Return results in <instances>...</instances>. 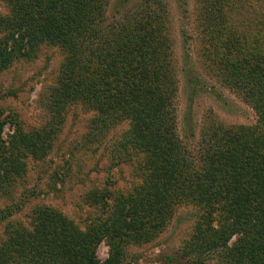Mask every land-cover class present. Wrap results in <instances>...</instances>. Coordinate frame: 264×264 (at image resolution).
<instances>
[{"label":"rangeland","instance_id":"1","mask_svg":"<svg viewBox=\"0 0 264 264\" xmlns=\"http://www.w3.org/2000/svg\"><path fill=\"white\" fill-rule=\"evenodd\" d=\"M202 7L201 0H93L81 28L82 52L73 50L75 57L82 56L80 66L76 61L72 70L90 78L68 100L63 93L72 48L58 37L41 33L32 36L33 42L24 37L9 62L0 63V122L4 123L0 136L5 145L10 147L18 130L39 144L44 142L43 131L52 135L46 153L37 150L33 141L26 146V154L18 159L22 175L0 178V250L13 255L10 245L19 246L20 260H27L32 245L24 235L35 228L42 233L45 225L58 220L49 217L39 223L40 212L47 209L66 217L81 234L91 235L99 224L102 234L84 246L97 262H73V258L71 264H264L255 262L251 253L237 255L240 247L236 248L244 236L236 224L249 229L259 223V215L246 212L238 223L224 222L220 210L208 207L211 197L205 174L212 162L209 157L216 156L225 162L231 158L221 164L224 168L237 162L252 178L259 174L264 178V164L259 162L264 149L252 148L254 130L264 126V68L249 64L233 68L235 62L227 60L231 49L227 44L234 39L243 44L246 55H264V0H210L201 15ZM13 14L10 2L0 0V50L16 44L8 35L15 38L18 33L8 24L2 26L3 16ZM77 18L61 19L59 28L71 34ZM100 52L106 57L103 64L95 59ZM118 70L124 83L112 88ZM150 84L160 87L172 107L169 117L175 140L169 148H159L156 138L149 137L152 129L147 123L156 114L157 101L144 93ZM101 116L110 121L109 127L102 124ZM252 162L257 168L250 166ZM189 163L195 167L191 180H179V164L189 172ZM186 189L197 194L190 199ZM128 194L134 199L154 195L169 202L171 210L161 217L163 225L152 238L118 240L115 252L101 231L102 223ZM203 214L213 216L210 226L216 236L230 227L227 245L219 239L217 249L181 256ZM194 256L203 262H190ZM260 258L264 260V252ZM9 263L29 264L0 262Z\"/></svg>","mask_w":264,"mask_h":264},{"label":"trees","instance_id":"2","mask_svg":"<svg viewBox=\"0 0 264 264\" xmlns=\"http://www.w3.org/2000/svg\"><path fill=\"white\" fill-rule=\"evenodd\" d=\"M62 1L65 4L64 6H61ZM92 1L93 0H8L15 14H13L11 18L3 16L2 26L3 29H5L6 24H8L10 28H13L14 33H18V37L14 38L12 35H8L16 44H12L14 46L12 47L11 45L10 48L9 46L1 48L0 57H2L1 59L3 60H1L0 63L2 62L6 65L9 62L11 54L15 52L16 45H19V42H23L24 37L29 38L31 42L34 40L32 37L33 35L40 36L41 33L43 36L46 35L47 38L58 37L60 41L72 48L73 60L70 66V76L65 82L63 93L64 98L68 100V96H72L73 93L79 91L78 87L81 86V82H85L86 79L90 78H87L85 74L80 72L75 74L72 70L75 68L76 61L78 64V61H80L82 57L80 55L75 57L74 54L82 52L81 44L83 42V32L81 28L83 26L84 15L87 14L86 16H88L90 7L92 9ZM201 4L203 5L201 15H203L204 10H207L210 5V0H201ZM71 15L78 17L77 21L79 22L70 34L69 31L65 32L59 28V21L61 19L66 21L71 18ZM150 15L151 12L148 10V16ZM203 18L204 17L201 19ZM29 27L30 29L28 30ZM227 45L229 46L228 49L231 48L228 50L230 56L227 57V60L230 59L231 62H235L231 64L233 68H239L242 64H249L253 67L256 65L264 68V55H246L243 49L244 46L239 39L229 41ZM73 50L75 51L74 54ZM97 57L98 58L95 59H99L102 64L106 62V57L102 52H100V54L98 53ZM78 65L80 66V64ZM89 69H92L91 66H89ZM94 73H96V71ZM119 73L122 72L118 70V73H113L114 80L111 81L112 88L118 87V82L120 84L124 83V81H120L123 80V76H119ZM89 74L91 73L89 72ZM97 74L98 73H96V75ZM137 85L142 91L141 83L138 82ZM134 89H136V86ZM157 91H160L158 95H156ZM145 92L151 95V99L154 100L155 97L157 98L155 104L156 114H153V117H151L149 123H147L148 130L152 129L149 137L156 138L154 141L160 144L159 148H169L168 143H172L175 140L173 124L171 125V116L169 117V115L172 114V107L169 106L170 103L166 101L167 96L163 91L161 92L158 85L150 84L144 93ZM101 121L105 127H109L110 121L103 120L102 116ZM3 124V122H0V130ZM132 129H134L133 126ZM132 129L128 134L130 135L132 132L131 138L135 134ZM43 134H45L42 138L44 142L39 144L37 141L35 142V140L25 136L26 133H24V131L18 130L12 135L10 147L5 145L4 140L0 136V178L8 179L10 176L22 175L21 169L23 166L19 163L18 159L26 154V146L33 145V142L38 145V148H36L37 150H44L45 153L48 151L49 147L52 145V139L50 137L52 135H49L47 129L43 131ZM252 136L256 139L255 145L253 144L252 148L263 150L264 126H257ZM126 140L131 142L130 138H126ZM5 148L9 151L11 150L10 153L14 155H5ZM208 152L207 149L206 153ZM180 155L181 152L179 150V156ZM209 158H211L212 162L206 167L208 169H206L205 173L207 179L206 186L208 187L207 191L211 197V204L208 207L212 210H220L224 222L229 220V224L233 222L238 223L237 220H240V217L246 212L251 213L254 217H258L259 215V223L249 229L242 228L240 223L236 224L238 230L244 234V236L242 235L243 237H241L243 238L242 242H239L236 248L240 247V252L237 253V255L241 256L251 253L253 254L251 258L257 257L255 262H264V260L260 258L262 257V252H264V216H262L264 215L263 176L259 174L257 179L252 178L250 176V171L248 169H243L242 171L237 162L233 166L228 165L224 168L221 164L225 163L226 165L231 158L226 162L222 157L211 156ZM165 162L168 161L166 160ZM259 162L260 164H264V156L262 154L259 156ZM250 166L252 168H257L254 162H252ZM187 168L190 169L189 172L183 171L179 164V180L190 179L191 170H195V167H193V164H190ZM149 177H151V175ZM257 182H261L263 188H260ZM135 190L136 188L133 189V191ZM186 190V196L190 199L194 198V195L197 194L196 192H192L191 189ZM129 194L118 200L119 202H117V205H114L109 218L102 223L101 231L104 232V236L107 237L111 248H115V252L119 250L117 244L118 240H122L126 243L129 241L134 242L135 240L139 242L147 241L150 237L152 238L163 225L161 217L162 219L165 218L171 210L169 202H161L164 201V199L157 198L154 195L151 196V199L148 196H140L139 199H134L135 195ZM254 196L256 197L253 198ZM258 196L259 200L257 201ZM226 212L228 213L226 214ZM49 217L58 220L52 226L45 225L44 229H47L42 233L39 232L38 228H35V232H27L24 235L26 243L32 245L29 252H26L27 260H20L21 256L18 255V252L22 255L23 250H20L19 246L10 245L13 255L8 254L6 250H0V262L23 261L29 264H45V262L71 264L73 258H75L73 262H80L79 259H81V262H97L92 252L87 251L88 249L84 248V246H86L87 242L94 241L96 239L95 236L102 234L97 230L99 224H95L94 227L97 228L91 232V235L89 232H87L88 234H81L77 229L71 228L72 224L66 217L55 212L53 213V211L47 209H43L40 212L39 223ZM206 217L207 215L204 214L198 217L195 224V234L190 242H185L182 251L183 254H181V256H185V253L187 254L192 250L199 251L202 249L204 252H207L217 249L216 244L219 239L220 242L222 241V246L227 245V231L231 230L230 227H226L227 229L225 228V230L223 227L220 230V235L216 236L217 234L210 226L213 216L211 217V215H208L207 219ZM65 221L66 224L64 226ZM72 232H74L75 235L70 239L69 235ZM253 233H256L255 236H250L251 240L247 239L248 235ZM253 241L255 243H253ZM70 253L72 256H69ZM76 258L78 259L76 260ZM190 262H203V260H201L200 256H194Z\"/></svg>","mask_w":264,"mask_h":264}]
</instances>
